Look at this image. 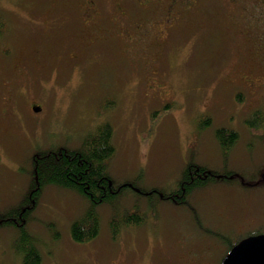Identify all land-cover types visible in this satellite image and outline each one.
I'll return each instance as SVG.
<instances>
[{"label":"rangeland","instance_id":"rangeland-1","mask_svg":"<svg viewBox=\"0 0 264 264\" xmlns=\"http://www.w3.org/2000/svg\"><path fill=\"white\" fill-rule=\"evenodd\" d=\"M114 1L97 0L105 8ZM62 3L73 14H57L62 7L53 5ZM78 7L76 0H0L7 21L0 34V213L12 214L22 201L38 150L77 148L110 122L116 150L109 172L125 188L113 203L98 207L99 236L79 243L70 227L87 200L45 185L27 225L42 264H96L122 241L143 249L142 264L153 257L158 264L167 258L192 264L190 257L197 264H220L230 243L264 233V183L253 185L256 175L264 176V131L252 133L246 121L264 109V92L249 94L234 83L244 73L246 53L232 37L213 35L183 46L171 41L157 65L166 81L157 86L146 72L150 58L140 48L129 50L125 41L104 42L102 34L94 42L97 32L80 27ZM205 113L213 123L202 129L198 118ZM221 127L239 133L227 155L215 136ZM191 156L221 175L194 189L188 205L160 199L158 191L177 189ZM137 204L146 224L125 228L112 240L111 218ZM18 236L14 227L0 225V264H21L14 249Z\"/></svg>","mask_w":264,"mask_h":264},{"label":"flooded vegetation","instance_id":"flooded-vegetation-1","mask_svg":"<svg viewBox=\"0 0 264 264\" xmlns=\"http://www.w3.org/2000/svg\"><path fill=\"white\" fill-rule=\"evenodd\" d=\"M76 1L79 2L78 14H74L81 19L80 27L100 33H94L93 41L98 43L102 34L104 42L110 40L111 43L115 39L125 41L129 50L140 48L150 58L148 62L143 58L152 66L151 70L146 69L150 73L148 79L154 81L151 76L155 77L157 86L166 81L157 65L168 43L177 40L176 43L182 42L181 46L192 41L201 44L206 43L205 38L218 35L232 37L239 50L246 53L240 70L244 73L235 85L244 87L249 94L264 92V0H115L110 8L103 7L97 0ZM63 5H53L56 9L62 7L57 14H73ZM106 22L107 26L102 25ZM240 241L227 246L223 257ZM137 248L130 249L129 242L122 241L110 255L95 262L142 264L143 249ZM188 259L197 264L193 258ZM169 260L167 258L165 264H170ZM181 261L183 264L184 260ZM158 262L159 259L153 257L149 264Z\"/></svg>","mask_w":264,"mask_h":264},{"label":"trees","instance_id":"trees-1","mask_svg":"<svg viewBox=\"0 0 264 264\" xmlns=\"http://www.w3.org/2000/svg\"><path fill=\"white\" fill-rule=\"evenodd\" d=\"M6 26L7 21L3 16H0V34ZM239 98L243 99L242 94L239 95ZM254 111L253 115L246 121L249 123L250 131L259 134L264 131V109L258 108ZM198 120L202 129L213 123V118L208 113L200 116ZM215 136L224 155H227L239 139L238 131L225 127L218 128L215 131ZM261 137H264V134ZM194 147L195 142L190 145L192 154ZM115 150L113 126L110 122H105L99 125L93 133L87 135L77 148L56 146L48 150H38L32 156L28 191L22 201L14 206L12 214L0 213V225L14 227L18 231L19 236L18 240H15L14 249L20 256L21 264H42V254L35 239L28 232L27 225L31 219V212L35 208L37 199L45 185L52 184L63 189L73 190L87 200L88 204L84 213L70 227L71 237L74 241L89 243L99 236L101 218L98 207L105 203H113L116 195L125 188V185L116 184L109 172V160L114 155ZM191 157L182 172L180 181L176 186L177 189L158 191L160 199L169 203L188 205V196L194 189L207 185L211 180H215L219 177L218 175H221L218 172L210 171L206 166L196 164L194 157ZM262 172L264 173V167ZM225 174L229 177L236 175L233 172ZM259 177L256 175V182L253 185L264 183V176ZM157 202L159 200H156L155 204ZM144 224H146V215L138 204L122 217L114 215L109 226L112 240L119 239L125 228L129 229L132 226ZM258 233L261 231L256 230V232H251L245 237ZM243 238H239L238 241ZM233 243L229 245L231 246Z\"/></svg>","mask_w":264,"mask_h":264},{"label":"water","instance_id":"water-1","mask_svg":"<svg viewBox=\"0 0 264 264\" xmlns=\"http://www.w3.org/2000/svg\"><path fill=\"white\" fill-rule=\"evenodd\" d=\"M35 110L39 111L40 107ZM221 264H264V233L243 238L222 259Z\"/></svg>","mask_w":264,"mask_h":264}]
</instances>
